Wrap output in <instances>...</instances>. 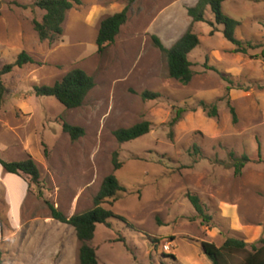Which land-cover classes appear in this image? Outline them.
Masks as SVG:
<instances>
[{"label": "rangeland", "instance_id": "rangeland-1", "mask_svg": "<svg viewBox=\"0 0 264 264\" xmlns=\"http://www.w3.org/2000/svg\"><path fill=\"white\" fill-rule=\"evenodd\" d=\"M34 1L0 0V70L22 50L36 61L1 76L6 92L0 102V158L21 161L30 155L40 169L38 183L6 174L17 216L23 196L26 201L17 224L0 218L1 264H79L76 230L53 219L49 203L67 216L84 212L111 173L127 191L103 204L123 220L111 217L110 226L97 225L93 245L100 264H212L202 241L220 246L229 236L248 243L264 237V162H251L236 175L230 157L233 151L258 158L260 143L264 158V0L223 3V13L240 23L237 38L254 45L246 53L234 51L224 25L207 9L206 20L194 24L200 44L189 54L194 75L187 84L169 76L166 55L152 36L188 17L186 32L187 8L197 0H80L54 42L40 40L34 29L33 20L44 14ZM127 5V22L99 53L101 20ZM178 31L180 36L183 29ZM174 39L163 44L169 48ZM75 67L96 82L80 107L69 109L55 97L34 93L35 85H51ZM144 90L161 95L143 99ZM202 100L218 105L217 117L207 115ZM175 107L186 111L170 127ZM144 120L151 122L147 134L117 141L116 129ZM64 121L84 128V134L72 140ZM115 151L122 162L117 171ZM188 194L200 198L209 222ZM245 254L236 255L234 264Z\"/></svg>", "mask_w": 264, "mask_h": 264}, {"label": "trees", "instance_id": "trees-1", "mask_svg": "<svg viewBox=\"0 0 264 264\" xmlns=\"http://www.w3.org/2000/svg\"><path fill=\"white\" fill-rule=\"evenodd\" d=\"M128 1L129 3L132 2V0ZM225 1L227 0H197L193 6H189L187 11L191 17V23L186 32L169 48L163 44L159 36H152L155 46L166 55L169 76L171 78L183 84H187L192 80L194 71L189 54L200 44V38L193 28L196 22L206 20L205 15L208 8L213 13L216 22L224 25V36L235 45V52L246 53L248 48H254L251 42H244L237 38L235 31L240 23L223 13L222 8ZM79 3L80 0H35L33 3L34 6L44 11L41 20H33V26L39 39L42 41L48 40L49 42L57 41L64 33V22L68 11ZM128 10L129 5L125 6L121 11L108 15L101 20L96 38L99 53H104L107 47L115 42L121 27L128 20ZM262 57L264 58V49L262 51ZM34 63H36L35 59L26 50H22L13 62L3 65L0 70V102H2L6 92V87L1 76L10 73L16 67L21 68L26 64ZM225 78L230 83L228 77ZM95 86L96 82L92 75L82 68L75 67L51 85H35L34 93L37 96L55 97L66 108L71 109L83 105L89 92ZM231 88L229 84L227 91H230ZM160 95V92L151 90H144L141 94L143 99L149 100L157 99ZM200 106L209 117H217L219 114L216 103H208L202 100L200 101ZM228 107L233 122H237L238 116L236 108L230 99H228ZM185 111L186 108L184 107H175L174 116L168 125L170 127L176 125ZM150 129L151 122L144 120L129 127L118 128L114 131V135L119 143H125L147 134ZM63 130L69 133L72 140H77L85 132L84 128L72 125L66 121L63 122ZM195 152H199L198 147H195ZM230 157L233 160L232 166L236 175H240L245 166L251 162H264V158L261 155L260 143L258 147V158H254L248 154L237 156L233 151L230 152ZM0 163L9 173L28 175L34 183H38L40 180V169L34 158L30 155L21 161H5L0 158ZM113 165L115 171L122 166L117 151L113 155ZM121 191H127V187L120 183L115 173H111L103 179L100 189L94 196L93 207L84 212L67 216L53 204L49 203L51 217L59 222L73 226L76 230L77 239L80 242L79 264H100L97 249L93 245L96 228L98 224L110 226L111 222L109 219L111 217L123 220L121 216L103 206L104 203L115 200ZM188 197L203 221L209 222L211 217L205 213L204 204L200 198L192 194H188ZM153 242H155V239H153ZM201 248L210 258L212 264H234V257L242 252L246 254L241 264H264V237L248 243L243 238L229 236L220 246L210 241H202ZM1 255L2 253L0 251V264L2 262ZM168 256L174 261H177L175 255L169 254Z\"/></svg>", "mask_w": 264, "mask_h": 264}, {"label": "crops", "instance_id": "crops-1", "mask_svg": "<svg viewBox=\"0 0 264 264\" xmlns=\"http://www.w3.org/2000/svg\"><path fill=\"white\" fill-rule=\"evenodd\" d=\"M178 11H179V8H177L176 16H177V12ZM181 21H183V23L180 24L179 23V20H178V24L175 26V29H171V30L170 29H168V30L166 29L167 32L164 33L162 36L158 33V35L161 37V39H162V41H163L164 44L166 43L167 40H170L172 37H175V39L173 40V43L170 44V47H171L185 33V29H186V26H187V24L189 22V19H188V17H186V18L181 19ZM180 27L183 29V32L180 34V36H177V32H179L178 30L180 29ZM0 170H2V174L0 173V218L1 217H4V218H6V220L11 225H15V224H17L21 220L23 206L25 204L26 198H25V196H23V199L24 200L21 199V201L19 203L20 206H17V207L20 208L19 209L20 212L18 210V213L20 215L17 216V212L15 210L16 208H15L14 201L9 198V196H8V190H6V178L8 176L6 174H8L9 172H7L3 168V166H2V169H0ZM11 210H13V215L12 216L10 214V211ZM1 237H2V235L0 234V238Z\"/></svg>", "mask_w": 264, "mask_h": 264}]
</instances>
